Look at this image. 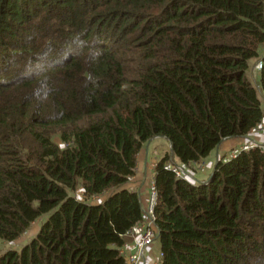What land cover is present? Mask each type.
Wrapping results in <instances>:
<instances>
[{
    "label": "trees",
    "instance_id": "obj_1",
    "mask_svg": "<svg viewBox=\"0 0 264 264\" xmlns=\"http://www.w3.org/2000/svg\"><path fill=\"white\" fill-rule=\"evenodd\" d=\"M263 44L264 0H0V240L45 216L0 264H129L153 137L158 264H264Z\"/></svg>",
    "mask_w": 264,
    "mask_h": 264
},
{
    "label": "rangeland",
    "instance_id": "obj_2",
    "mask_svg": "<svg viewBox=\"0 0 264 264\" xmlns=\"http://www.w3.org/2000/svg\"><path fill=\"white\" fill-rule=\"evenodd\" d=\"M264 47V44H263ZM262 51L264 52V48H262ZM251 81L253 83H256L257 81V74L256 72H254L251 76ZM263 124L264 121L259 125L258 128H256L255 130H253V133L262 135L264 132V128H263ZM256 138V137H255ZM263 137L260 138V140H256L258 141V143L263 144L264 145V140L262 139ZM254 139V138H253ZM55 140V137H54ZM255 140V139H254ZM244 142H247L246 140H244ZM248 143V142H247ZM146 146V147H145ZM145 146H142L141 149H139L138 153H137V159H136V166L137 168H135V174L137 175L138 172V164L142 158V155L146 152L147 154V159L148 162L152 160H154L155 158H159L161 157L164 153L168 152V143L165 139L163 140H158V141H150L147 145L145 144ZM237 146H233L231 148H236ZM230 148V149H231ZM229 149V150H230ZM228 150V152H229ZM226 152V153H228ZM215 149L213 151H211L209 153V156H213L214 157H218L215 156ZM214 161V160H213ZM205 162H203V160L200 163L197 164H191L188 166H176L178 172H180L181 176L183 177V175H186L188 177L189 180H202L208 178V173L205 171L208 168H205L204 165ZM149 171H151L149 169ZM147 179L145 182H140L138 183L137 180H133L131 181L130 178L123 183L119 188H129V187H134L135 184H139V187L142 189L141 191L146 193V198L144 201V207L146 208L147 204H148V194H149V186H150V173L147 174ZM109 192H106V194H108ZM79 194V193H78ZM96 202V201H94ZM45 216H41L40 218H38L37 221H34L32 223V225L24 232L21 234V236H19L16 240L11 241V242H5L0 240V252L10 248V249H18L20 244L24 241H27L28 238L34 234V232L37 230L38 225L40 223V221L44 220ZM130 241V240H129ZM128 241V242H129ZM126 243V242H125ZM153 245V249L150 250V252L155 256L154 259L157 258V250H158V245L157 242L155 240L152 241L151 245L148 248H151V246ZM145 251V250H144ZM144 253V252H143ZM143 256V255H141ZM154 259H152L151 261H153ZM150 264V262L148 263Z\"/></svg>",
    "mask_w": 264,
    "mask_h": 264
},
{
    "label": "built area",
    "instance_id": "obj_3",
    "mask_svg": "<svg viewBox=\"0 0 264 264\" xmlns=\"http://www.w3.org/2000/svg\"><path fill=\"white\" fill-rule=\"evenodd\" d=\"M255 68H260V63L257 62L255 64ZM254 143L249 142L243 144V148L246 145L250 146ZM165 168H171L170 165H166ZM173 171L176 175L181 177L180 172H178L177 168H173ZM186 179L188 178L186 175H183ZM156 202V192L150 182L149 186V194H148V204L146 208L144 207L143 211L145 212L144 218L142 221L135 223L128 230V234L130 236V241L126 242L119 249V252L126 259L129 264H137L142 258L143 252L146 248H148L155 237V228L153 225L154 215H153V207ZM157 258L150 262V264H158Z\"/></svg>",
    "mask_w": 264,
    "mask_h": 264
},
{
    "label": "crops",
    "instance_id": "obj_4",
    "mask_svg": "<svg viewBox=\"0 0 264 264\" xmlns=\"http://www.w3.org/2000/svg\"><path fill=\"white\" fill-rule=\"evenodd\" d=\"M256 137V138H255ZM263 137L262 139L264 140V132L262 135L250 132L248 138H243L242 143H246L244 142V140H246L248 143L252 142V143H258V141L256 140H260V138ZM255 140H254V139ZM163 140L162 137H153L151 138L146 145L150 142V141H158V140ZM241 143L240 138H232V139H225L223 140L216 148H215V156H219L222 154H226V152H228V150L233 147V146H237V144L239 145ZM241 143V144H242ZM146 147V146H145ZM147 152V151H146ZM146 152L142 155V158L138 164V174L136 175L135 173L133 174V176L130 177V180H137L138 183L140 182H145L147 179V174L150 173V177L152 175V166L154 164V162L156 161L157 158H155L154 160L151 159V161L148 162L149 159H147V154ZM216 157L213 158V156H209V154L203 159L205 168V171L208 173V171L211 168V165L213 163V160ZM137 168V166L135 167ZM149 169L151 171H149ZM201 180V179H200ZM130 188H136V190L138 191L139 194V200H140V204H141V208L144 209V201L146 198V193L141 191L142 189L139 187V184H135L134 187H130ZM129 237V236H128ZM127 239H130L127 238ZM153 249V245L151 246V248H146L142 258L140 259V261L137 264H148L149 262H151L152 259H154V255L150 252V250ZM158 253V250H157Z\"/></svg>",
    "mask_w": 264,
    "mask_h": 264
}]
</instances>
